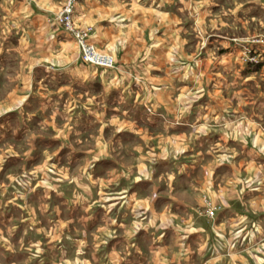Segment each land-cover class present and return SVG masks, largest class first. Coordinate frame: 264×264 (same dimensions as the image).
<instances>
[{
    "label": "crops",
    "instance_id": "0c3cea01",
    "mask_svg": "<svg viewBox=\"0 0 264 264\" xmlns=\"http://www.w3.org/2000/svg\"><path fill=\"white\" fill-rule=\"evenodd\" d=\"M64 1L0 0V158L34 173L0 185V264H264V50L225 26L264 3L79 0L108 68Z\"/></svg>",
    "mask_w": 264,
    "mask_h": 264
},
{
    "label": "rangeland",
    "instance_id": "374dc122",
    "mask_svg": "<svg viewBox=\"0 0 264 264\" xmlns=\"http://www.w3.org/2000/svg\"><path fill=\"white\" fill-rule=\"evenodd\" d=\"M215 2L218 4L217 7H222V2H224L223 5H225V7H248V6L253 5V3H257V2L264 3V0H223V1L217 0ZM254 7H256V5ZM219 11L220 10L214 13L217 17L222 19ZM193 15L195 16L197 14L194 13ZM245 19H246L245 21L244 19H241V22H243L241 26L234 24L231 21H229V24L227 25L225 24V26H227V29H229L228 31L230 32V34H232L231 40L246 41L247 43L248 42L249 43L251 42L260 43L261 44L260 47L255 45L251 48L253 52L257 54V56H259L260 54L259 48L262 51L264 50V18L250 17V18H245ZM222 20L224 21L225 19H222ZM76 45L79 50V46L77 43ZM241 49H242V46L240 47V49H238L239 53H241ZM259 62H260V57H259ZM246 65L248 66V64ZM256 80L260 81L264 86V68H262V71L257 74ZM24 142L25 141L23 140L22 143H20V146L25 145ZM17 145L19 144H16L12 139H6L3 142L2 146H3V149H5L6 151L2 153L3 156L1 155V158H0V185L2 183H6V184H9V183L18 184L19 183L20 186L27 188V187H30L32 183L31 176L34 173L30 171V169L28 168H20L17 165H7L8 158L11 157L12 155H15L16 153L15 146ZM49 170H52V167L49 166ZM204 197L206 198V195L203 194L202 200H204ZM213 206H216V205H213ZM216 207L220 208L219 206H216ZM204 212H205V206H204Z\"/></svg>",
    "mask_w": 264,
    "mask_h": 264
},
{
    "label": "built area",
    "instance_id": "2783aa9c",
    "mask_svg": "<svg viewBox=\"0 0 264 264\" xmlns=\"http://www.w3.org/2000/svg\"><path fill=\"white\" fill-rule=\"evenodd\" d=\"M79 0H65L59 12H56L50 19L60 26L63 31L72 35L75 42L79 46L80 57L82 61L95 64L103 67H113V58L108 54H103L97 50L93 43L89 41V36L92 33V27H76L74 25L73 13ZM251 44H260L258 42H251L248 45H243L241 53H239V60L248 65L257 64L259 56L251 49ZM148 111H151L147 108ZM205 212L204 214L209 218H214L215 213L220 208L213 206L207 198L204 197Z\"/></svg>",
    "mask_w": 264,
    "mask_h": 264
}]
</instances>
